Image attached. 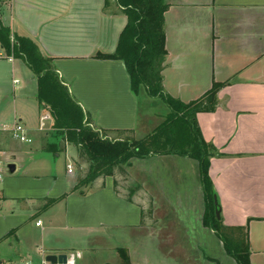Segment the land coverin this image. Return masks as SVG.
I'll list each match as a JSON object with an SVG mask.
<instances>
[{"label": "crops", "instance_id": "obj_1", "mask_svg": "<svg viewBox=\"0 0 264 264\" xmlns=\"http://www.w3.org/2000/svg\"><path fill=\"white\" fill-rule=\"evenodd\" d=\"M166 2L164 91L189 104L203 98L215 83L223 85L215 112L198 113L197 121L205 141L218 152L211 158L210 177L222 224L243 228L251 263L264 264V0ZM0 18L13 34L32 39L43 56L54 60L91 127L112 139L136 137L140 97L132 91L125 62L97 58L117 51L127 25L115 0H0ZM24 63L11 60L0 46V161L16 166L0 189L1 261L39 264L44 258L41 250L63 246L51 240L57 235L54 218L59 212L67 232L82 233L70 239L74 245L69 248L78 244L88 248L98 240L109 242L117 252L126 250L133 264H238L217 232L204 224L207 201L199 163L193 159L178 155H155L148 163L154 156L134 159L124 166L125 177L116 171L114 177L97 179L90 190L73 192L88 171L77 174L75 165L81 168L86 163L79 161L70 143L61 141L58 150L47 149L56 142L54 120L39 103L37 78ZM16 122L25 127L31 144L20 143L3 130ZM70 165L73 173L68 172ZM135 167L139 169L132 175ZM129 175L139 188L132 202L130 189L126 194L118 179ZM141 176L155 192L166 187V194L141 198L146 190ZM61 197L43 210L48 199ZM150 202L167 203L174 221L172 235L183 239L155 242V228L144 226ZM150 213L155 218V210ZM42 216L47 219L39 227L42 242L49 247L26 249L32 243L31 220L39 222Z\"/></svg>", "mask_w": 264, "mask_h": 264}, {"label": "trees", "instance_id": "obj_2", "mask_svg": "<svg viewBox=\"0 0 264 264\" xmlns=\"http://www.w3.org/2000/svg\"><path fill=\"white\" fill-rule=\"evenodd\" d=\"M115 2L126 15L127 25L120 35L117 51L112 55L99 54L97 58L124 61L133 93L140 97L144 89L150 97L163 100L170 109L165 121L140 140L131 135L129 138L112 139L107 132L91 127L86 121L87 114L60 79L54 60L43 56L32 39L13 34L9 27L3 26L0 18L1 48L9 58L26 63L38 81L39 103L46 106L53 117L56 142L48 144L47 149L58 150L61 141L70 143L77 149L79 161L89 164L85 176L79 177L73 190H82V193L84 189L92 188L97 179L114 177L116 171L125 177L127 172L124 166L134 159L178 155L197 161L207 201L204 224L217 232L227 252L238 264H252L248 234L243 228L225 227L216 217V192L210 177V167L211 158L218 156V152L205 141L197 121L198 113L215 112L217 94L223 85L215 83L203 98L189 104L167 95L162 73L168 54L165 14L169 5L166 0ZM135 191L130 189L129 202H132ZM62 199H48L43 210L53 207ZM118 254L122 264H133L126 250L120 249Z\"/></svg>", "mask_w": 264, "mask_h": 264}, {"label": "rangeland", "instance_id": "obj_3", "mask_svg": "<svg viewBox=\"0 0 264 264\" xmlns=\"http://www.w3.org/2000/svg\"><path fill=\"white\" fill-rule=\"evenodd\" d=\"M27 68L29 67L27 66ZM32 78H33V75L31 73L30 79L32 80ZM32 84H34V86L36 85L35 82H33ZM139 100H140V105H141V118H140L141 126L138 132L136 133V137L134 136L135 139L137 140L145 138L146 136L153 133L156 130V128L165 121L168 114L170 113V109L168 108L167 104L163 100L159 98L150 97L148 94H146L144 89L141 92V96ZM129 137L130 136H123V138H129ZM1 157L3 156H0V158ZM151 160L155 161V156L148 159L146 163H148L149 161L151 162ZM2 162H3V165L5 166V169L8 168L9 162L6 161L5 159H2ZM69 162H72V160L69 159ZM81 166L82 167L80 168L79 166L75 165V171H77V174L83 175L85 173V170H88V163L84 165L82 164ZM137 169H139V167L134 168L132 175H134ZM9 175L11 174L8 169V172L6 173V176L4 178V183H5V179ZM128 177L124 178L125 180L118 177V179L123 182V183L121 182V186L125 189L126 191L125 193L128 194L129 189L138 191L139 188L133 185L131 181L132 179L131 176L129 175ZM147 180H148L147 177L141 176V181L144 182L145 187H146V190L141 192V195H140L141 198L143 197L145 199L151 200V197L157 196L158 193L161 194V191H162V194H166L167 192L166 187L162 188L161 191L158 190V192H155V188L151 187L149 183H147ZM4 183L0 186V189L3 187ZM167 189H169L168 184H167ZM181 192L183 193L182 189H181ZM166 205L167 203L165 202H161V203L158 202L155 204L153 202H150L149 207L147 208L146 213H145V218H147V220L144 222L145 227L155 228L156 233L158 232V234L155 233V237L157 236V239H155V242L163 243V244L170 242V239L174 237L175 238L180 237L182 239L184 238L183 235H172V232L174 230L172 228L173 227L172 224H170L172 217L168 215V209ZM151 210L152 211L155 210V218L153 217V215L150 216ZM41 219H42L41 220L42 223H44L47 220V219H44L43 216ZM54 219L56 220L55 223L57 225V233H56L57 235H52L51 240L53 244L56 243L57 245L60 244L63 246L58 247L59 249L57 251L41 250V253L43 254V256L50 255V253L52 255H57V256H60V255L70 256L72 253L80 252L82 254V258L78 261V264H122V260L118 252L116 250L111 249L110 243L106 241L103 242V241L97 240V242L95 241L96 243H92V245L90 244L88 248H83L81 244H78L76 246H73L72 248H69V245H74L73 243H70V239L78 238V236L80 237L82 233L81 232H78V233L77 232H74V233L67 232V229H66L67 224H66L65 218L63 217L62 214H59V212L55 215ZM171 222L174 223V221H171ZM36 223H37L36 219L31 220V225H33V229H32V232L29 234V236H32L31 241H30L32 243L27 245L26 249H30L32 246L36 247L37 245L40 247V249H43L42 247H49L45 245L46 244L45 242H44L45 244L42 242L43 230L42 228L36 227L35 225ZM46 225L47 224H44V226ZM161 229L162 231L160 232ZM236 235L239 236L238 234ZM191 237L193 238L196 236H191ZM127 246L130 247L129 244ZM84 247H87V246H84ZM142 253L147 254L148 252L146 250H143ZM14 263H20V262H14ZM38 263L40 264L41 260Z\"/></svg>", "mask_w": 264, "mask_h": 264}, {"label": "built area", "instance_id": "obj_4", "mask_svg": "<svg viewBox=\"0 0 264 264\" xmlns=\"http://www.w3.org/2000/svg\"><path fill=\"white\" fill-rule=\"evenodd\" d=\"M13 60V58H10ZM14 84H19L18 80L14 81ZM4 131H9L12 133L13 138L23 144H31L32 139L29 137V134L25 127L19 123L16 122L13 127L11 128H3ZM74 169L70 165L68 166V172L73 173ZM8 172V168L5 169V166L3 165V162L0 161V186L4 183V178L6 176V173ZM42 222H37V227H41ZM66 256V255H65ZM82 258V254L80 252L72 253L70 256H66V262L63 264H78V261ZM0 264H33L31 262H20V263H13V262H3L0 260ZM40 264H52L47 261L46 256L42 259V262Z\"/></svg>", "mask_w": 264, "mask_h": 264}, {"label": "water", "instance_id": "obj_5", "mask_svg": "<svg viewBox=\"0 0 264 264\" xmlns=\"http://www.w3.org/2000/svg\"><path fill=\"white\" fill-rule=\"evenodd\" d=\"M10 174H14L16 171V166L14 164H9L8 166ZM214 204L216 208V217L218 220H221V207L219 205L217 197L214 198ZM47 261L52 263V264H63L66 262V256L61 255V256H56V255H49L46 257Z\"/></svg>", "mask_w": 264, "mask_h": 264}]
</instances>
